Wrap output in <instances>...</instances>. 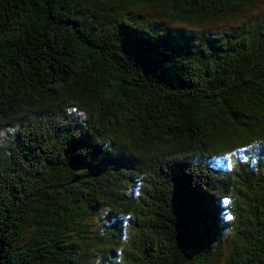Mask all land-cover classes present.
I'll use <instances>...</instances> for the list:
<instances>
[{
	"label": "trees",
	"instance_id": "1",
	"mask_svg": "<svg viewBox=\"0 0 264 264\" xmlns=\"http://www.w3.org/2000/svg\"><path fill=\"white\" fill-rule=\"evenodd\" d=\"M258 1L0 0V264H264Z\"/></svg>",
	"mask_w": 264,
	"mask_h": 264
},
{
	"label": "rangeland",
	"instance_id": "2",
	"mask_svg": "<svg viewBox=\"0 0 264 264\" xmlns=\"http://www.w3.org/2000/svg\"><path fill=\"white\" fill-rule=\"evenodd\" d=\"M141 11H145L144 9ZM144 17H149L147 12H141ZM256 19L264 20V0L258 1L256 6L251 10L246 12H239L234 17H229L227 20H224L217 23H207L204 26V31L211 34H221L225 32H233L234 26L242 21H247L253 23ZM179 24H170V26H178ZM200 34V32H199ZM79 118H82L81 113L76 112ZM14 138V130L7 128L0 130V144L7 143L10 139ZM254 147L252 144H242L238 139L235 138V144L233 148L215 155L209 160L210 165L215 169H228L235 165L237 161L245 162L254 156ZM231 163V166L229 164ZM136 193V190H133ZM104 210L99 216H95L96 219L93 220L95 224L98 223L96 228L102 229L101 219L104 217ZM110 223L107 220V224ZM232 240V234L226 232L223 236V242L221 246L217 248L209 259V264H227V258L229 254V248ZM96 259L94 263L97 261ZM103 264V263H100Z\"/></svg>",
	"mask_w": 264,
	"mask_h": 264
},
{
	"label": "snow or ice",
	"instance_id": "3",
	"mask_svg": "<svg viewBox=\"0 0 264 264\" xmlns=\"http://www.w3.org/2000/svg\"><path fill=\"white\" fill-rule=\"evenodd\" d=\"M229 166H231V163L229 164Z\"/></svg>",
	"mask_w": 264,
	"mask_h": 264
}]
</instances>
